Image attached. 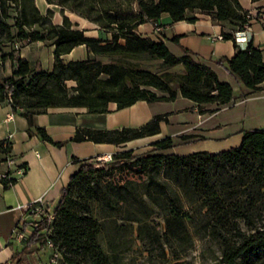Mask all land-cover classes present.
Wrapping results in <instances>:
<instances>
[{
	"label": "trees",
	"instance_id": "trees-1",
	"mask_svg": "<svg viewBox=\"0 0 264 264\" xmlns=\"http://www.w3.org/2000/svg\"><path fill=\"white\" fill-rule=\"evenodd\" d=\"M46 1L59 6L62 24L53 23L51 8L42 14L34 0H0V49L6 43H17L20 47L43 41L54 45L50 71L33 69L28 60L18 55L19 47L8 53L15 70L0 81V102L9 103L14 112L26 118L29 134L49 142H53L52 138L34 122V116L49 107L79 106L89 112H105L109 102L123 108L138 100H173L178 96L200 106L213 103L216 109L232 102V84L221 81L197 54L184 49L177 56L165 42L142 37L136 28L145 22L160 25L158 20L164 12L172 21H192L195 17L188 16V11H200L210 13L219 24H231L237 32L244 30L253 19L257 20L258 14L264 15L262 7L254 18H248L249 12L241 7L239 0ZM65 10L95 23L109 32L111 39L86 36L83 29L72 27ZM221 35L222 39L233 40L236 50L232 57L219 58L217 63L246 88L243 98L260 90L264 82L261 50L251 42L241 48L234 33ZM80 44L86 46L90 56L64 62L62 55ZM132 58L157 59L164 67L180 65L182 71L156 73L133 63ZM67 80L76 84L68 87ZM162 118L154 115L140 127L78 128L72 140L123 143L158 132ZM152 144L154 150H162L176 143L171 137H165ZM5 153H11V146L3 147L0 140V163L5 161ZM159 168L162 178L153 174ZM125 170L126 174L115 178ZM101 174H106L103 184L98 179ZM14 181L13 176L1 180L2 187L7 188ZM262 201L264 127L244 129L238 147L218 153L153 152L138 156L132 150H124L114 153L108 162L96 158L82 160L61 190L52 211L53 220L41 221L33 236L39 228H50L47 236L60 251V264H118V255L106 251L100 244L103 220L111 217L134 222L140 238L147 236L149 241H159L157 232L148 227H156L154 218L161 217L165 227L163 240L169 246L189 242L190 223L204 227L216 240L220 251L218 264H251L250 258L264 251V229L249 232L238 229L229 236L218 227H226L231 216L250 224L248 210ZM185 202L191 209L184 207ZM234 227L239 226L235 223Z\"/></svg>",
	"mask_w": 264,
	"mask_h": 264
},
{
	"label": "crops",
	"instance_id": "crops-1",
	"mask_svg": "<svg viewBox=\"0 0 264 264\" xmlns=\"http://www.w3.org/2000/svg\"><path fill=\"white\" fill-rule=\"evenodd\" d=\"M34 1L42 14L51 8L53 23L62 24L63 14L59 6L47 3L46 0ZM239 3L250 14H255L264 7V0H239ZM64 14L72 27L83 29L86 36L104 41L111 39L109 32L86 18L70 10H65ZM187 14L195 19L172 21L168 13L164 12L158 20L161 26L159 32H156L152 22L138 25L136 32L154 41L162 40L177 56L182 55L184 49L192 51L211 66L221 81L230 82L233 89L234 85L238 87L239 93L236 96L244 94L246 88L223 65L217 63V59L230 58L235 53L233 40L217 38L222 32L235 33L232 25L227 22L217 23L208 12L188 11ZM244 30L251 37L249 42L261 50L264 59V25L252 20ZM174 35L178 38L174 39ZM14 45L6 43L0 49V81L15 70L13 59L8 54L15 51ZM17 53L28 60L35 70L50 71L53 67L52 44L30 42L20 46ZM3 54L5 55L2 56ZM88 56L90 52L84 44H80L62 55V59L68 62ZM66 84L72 87L76 83L67 80ZM260 87L257 92L243 98L242 107V115H247L250 120L257 119L259 126L236 127L224 134L221 133L222 128L232 124L240 116L234 117L235 114L231 112L223 114L221 107L216 109L215 104L210 111H204L203 106L209 103L200 106L188 98L178 96L173 100H138L123 108H118L115 102H109L105 112H89L86 107L79 106L49 107L34 116L35 124L43 127L52 138L53 142H49L36 134H29L26 118L18 111L14 112L9 103L0 102V140L11 135V152L16 164L25 165L26 168L7 188L2 187L0 180V261L11 259L18 264H37L48 258L51 249L43 245L37 233L33 236L30 217L19 207L43 195L49 203V209L53 211L62 188L68 183L80 161L124 150H132L133 155L143 156L153 152L174 155H187L197 151L218 153L236 148L242 141L244 129L264 127V82ZM154 115H161L163 118L159 122L158 132L152 135L123 143L72 140L78 128L112 130L140 127ZM184 135L190 137L182 139ZM201 136L204 138H200ZM165 137H171L176 144L166 149L154 150L152 143ZM140 148L147 153L138 154ZM1 158L2 155L0 160ZM0 168H4V164L0 163ZM16 227L23 231L26 240L12 237V230Z\"/></svg>",
	"mask_w": 264,
	"mask_h": 264
},
{
	"label": "rangeland",
	"instance_id": "rangeland-1",
	"mask_svg": "<svg viewBox=\"0 0 264 264\" xmlns=\"http://www.w3.org/2000/svg\"><path fill=\"white\" fill-rule=\"evenodd\" d=\"M133 63L137 62L142 67L149 69L156 73H164L169 71L171 73H178L182 71L180 65L172 67H164L160 60L157 59H135L132 58ZM234 99L232 102L221 106L223 114L234 113V117H238L235 122L222 128L221 133H226L236 127L242 126H259V121L250 120V118L242 115L243 95H238V87L234 85ZM159 93V92H158ZM204 111H210L214 104L209 103L205 106ZM141 150V151H140ZM140 155L147 152L140 148ZM133 153V152H132ZM96 160H98L96 158ZM126 174L118 172L116 177H122ZM154 176L162 178V170L159 168L154 171ZM99 176L100 184L105 183L104 175ZM184 207L190 208V205L185 202ZM191 209V208H190ZM189 209V210H190ZM192 211V210H190ZM248 217L250 224L245 220L237 219L231 216L227 220L226 227H218L221 231L229 236H232L239 229L244 232H249L255 229H264V201L260 202L256 207L248 210ZM156 227H148V229L157 232L159 241H149L148 237L142 239L138 235V227L134 222L124 221L118 218H106L103 220L102 231L99 235V241L102 247L108 252H115L118 255V264H218L219 260V246L215 239H213L204 227H194L188 223L187 230L190 232L191 238L186 245H179L177 243L169 246L164 243L163 233L165 230L164 222L161 217L154 218ZM235 223L237 226L234 227ZM198 226V225H197ZM251 264H264V251L257 257H251Z\"/></svg>",
	"mask_w": 264,
	"mask_h": 264
},
{
	"label": "built area",
	"instance_id": "built-area-1",
	"mask_svg": "<svg viewBox=\"0 0 264 264\" xmlns=\"http://www.w3.org/2000/svg\"><path fill=\"white\" fill-rule=\"evenodd\" d=\"M255 14L249 13L247 17L252 19L254 18ZM257 21H259L262 25H264V15L258 14ZM154 28L156 32H159L161 29V26L158 24H154ZM246 36H247L246 30L237 31L234 33V39L241 48H245L251 38L249 35L247 36V39H246ZM217 38L222 39V35H219ZM14 46L15 48L19 47L17 43ZM10 139H11V135H8L4 139H2L1 140L2 146L5 148L8 146H11ZM5 156H6L5 161L2 162V164H4V168L2 169L0 168V180H7L11 176L15 178L20 177L25 172L26 168L22 165L16 164V160L14 156L12 155V152L5 153ZM97 159L102 162H108L112 160V154L108 153L100 157H97ZM10 170L12 172H10ZM19 208L24 213L28 214V216L30 217V223L33 229H35L41 223V221L46 219L47 222L50 223L54 218L53 212L49 209V203L43 195L27 204L21 205ZM36 233L38 236H40L42 240L45 241V246L51 249V253L49 254L48 258L43 261H39L37 264H60V258H61L60 251L53 244V242L50 239H48V236H47L50 233V228H47V227L39 228L36 231ZM12 237H14L16 240H26L27 239L23 231L18 227L12 230ZM0 264H18V263H16L15 261L11 259H6V260L0 261Z\"/></svg>",
	"mask_w": 264,
	"mask_h": 264
}]
</instances>
